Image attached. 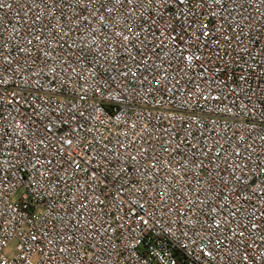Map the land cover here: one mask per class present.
Returning a JSON list of instances; mask_svg holds the SVG:
<instances>
[{"label":"built area","instance_id":"2783aa9c","mask_svg":"<svg viewBox=\"0 0 264 264\" xmlns=\"http://www.w3.org/2000/svg\"><path fill=\"white\" fill-rule=\"evenodd\" d=\"M0 264H264V0H0Z\"/></svg>","mask_w":264,"mask_h":264},{"label":"rangeland","instance_id":"374dc122","mask_svg":"<svg viewBox=\"0 0 264 264\" xmlns=\"http://www.w3.org/2000/svg\"><path fill=\"white\" fill-rule=\"evenodd\" d=\"M14 246H15L14 243L11 244V245L8 247V249L5 251V254H6L7 256H10V255L12 254Z\"/></svg>","mask_w":264,"mask_h":264}]
</instances>
